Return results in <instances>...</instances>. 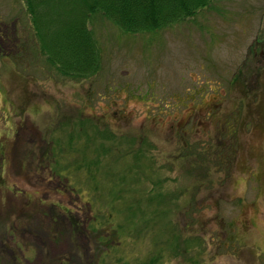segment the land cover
Wrapping results in <instances>:
<instances>
[{"label":"rangeland","instance_id":"obj_1","mask_svg":"<svg viewBox=\"0 0 264 264\" xmlns=\"http://www.w3.org/2000/svg\"><path fill=\"white\" fill-rule=\"evenodd\" d=\"M91 27L100 69L66 80L39 55L22 1L0 0V264H264V0H214L151 32L101 15ZM230 114L228 173L166 161L218 137ZM78 134L97 188L44 156Z\"/></svg>","mask_w":264,"mask_h":264},{"label":"trees","instance_id":"obj_2","mask_svg":"<svg viewBox=\"0 0 264 264\" xmlns=\"http://www.w3.org/2000/svg\"><path fill=\"white\" fill-rule=\"evenodd\" d=\"M21 1L39 55L63 79L84 81L95 76L101 66L100 48L91 27L97 15L108 19L125 33H144L166 28L193 17L214 0ZM13 47L16 51L20 50L16 42ZM233 78L236 80L235 75ZM224 124L228 126H222ZM236 124L237 118L230 114L226 122L217 124L219 126L214 135L218 134V137H208L202 144L200 141L192 144L185 141L164 158L174 167L177 166L176 162H182V165L189 167L187 170L203 171L201 174L204 178L211 170H223L226 174L233 164L237 150L234 146V137L238 130ZM82 129L84 128L80 127V131ZM79 135H71L64 142L53 141L54 146H50L44 156H51V164L54 167L52 171L54 173L61 171L67 179L74 170L84 169L88 178L85 184L97 188L99 180L95 164L91 160L92 145L87 139L77 141L80 140ZM135 137L134 147L138 148L142 137ZM176 154L182 156L181 161L179 158V161L173 159ZM205 183L201 179L199 185ZM156 260V257L144 262H131L120 258L112 261L103 258L99 264H155Z\"/></svg>","mask_w":264,"mask_h":264}]
</instances>
